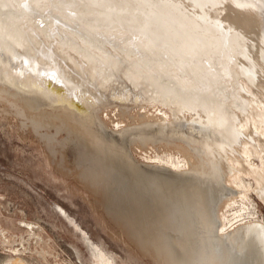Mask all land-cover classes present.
Listing matches in <instances>:
<instances>
[{
  "label": "bare ground",
  "instance_id": "1",
  "mask_svg": "<svg viewBox=\"0 0 264 264\" xmlns=\"http://www.w3.org/2000/svg\"><path fill=\"white\" fill-rule=\"evenodd\" d=\"M0 111L157 262L264 264V223L227 216L239 174L264 203V0H0Z\"/></svg>",
  "mask_w": 264,
  "mask_h": 264
},
{
  "label": "rangeland",
  "instance_id": "2",
  "mask_svg": "<svg viewBox=\"0 0 264 264\" xmlns=\"http://www.w3.org/2000/svg\"><path fill=\"white\" fill-rule=\"evenodd\" d=\"M247 153L248 165L264 170V157L251 147ZM67 155L69 165L56 167L30 130L0 111V264H94L90 244L111 264H160L110 223L100 198L79 181ZM234 183L246 194L230 203L227 216L244 204L264 223V203L251 189L253 180L239 174ZM14 248L20 254H13Z\"/></svg>",
  "mask_w": 264,
  "mask_h": 264
},
{
  "label": "water",
  "instance_id": "3",
  "mask_svg": "<svg viewBox=\"0 0 264 264\" xmlns=\"http://www.w3.org/2000/svg\"><path fill=\"white\" fill-rule=\"evenodd\" d=\"M38 137V136H37ZM38 139V138H37ZM40 142H41V144L45 147V149H46V151H47V153H48V155H49V157L51 158V162L53 163V164H55L57 167H59L58 165H57V163H56V160H55V157H54V154L51 152V150L43 143V141L39 138L38 139ZM70 150L71 151H74L75 149H74V147L72 146V145H70ZM71 157V156H70Z\"/></svg>",
  "mask_w": 264,
  "mask_h": 264
}]
</instances>
